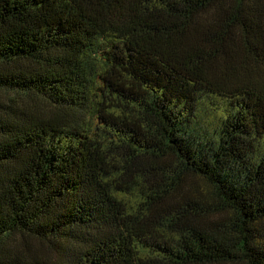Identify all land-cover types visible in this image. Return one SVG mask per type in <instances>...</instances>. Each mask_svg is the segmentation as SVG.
I'll list each match as a JSON object with an SVG mask.
<instances>
[{"label":"trees","instance_id":"1","mask_svg":"<svg viewBox=\"0 0 264 264\" xmlns=\"http://www.w3.org/2000/svg\"><path fill=\"white\" fill-rule=\"evenodd\" d=\"M0 96V264H264V0H0Z\"/></svg>","mask_w":264,"mask_h":264},{"label":"rangeland","instance_id":"2","mask_svg":"<svg viewBox=\"0 0 264 264\" xmlns=\"http://www.w3.org/2000/svg\"><path fill=\"white\" fill-rule=\"evenodd\" d=\"M0 102L1 103H4V104H6L7 102H6V100H5V98H3V97H1L0 96ZM29 105H32V103H28ZM35 107H37L38 109H44L45 107H43L41 104H39V103H35L34 102V104H33ZM35 246V245H34ZM36 248V247H35Z\"/></svg>","mask_w":264,"mask_h":264}]
</instances>
